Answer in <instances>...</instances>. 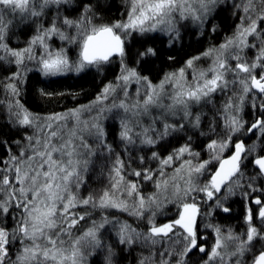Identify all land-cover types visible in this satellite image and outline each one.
<instances>
[{
    "label": "snow or ice",
    "instance_id": "snow-or-ice-1",
    "mask_svg": "<svg viewBox=\"0 0 264 264\" xmlns=\"http://www.w3.org/2000/svg\"><path fill=\"white\" fill-rule=\"evenodd\" d=\"M93 70L87 103L23 101ZM0 73V264H264V0H0Z\"/></svg>",
    "mask_w": 264,
    "mask_h": 264
},
{
    "label": "trees",
    "instance_id": "trees-1",
    "mask_svg": "<svg viewBox=\"0 0 264 264\" xmlns=\"http://www.w3.org/2000/svg\"><path fill=\"white\" fill-rule=\"evenodd\" d=\"M110 4V14H116V9L119 7L118 0H109ZM217 23L221 24L222 28L227 29L232 24V17L229 11H224L219 18H217ZM29 34L25 32L20 35L19 40L13 41V46L17 43H22L26 38V35ZM220 35H217L215 39H220ZM210 41L206 38H197L192 36L189 38H185L181 45H178L174 49H168L164 44H161L159 40L156 41L155 46L160 49V57L156 60L153 65L154 74L161 73L165 70L168 71L170 69L169 63L167 61L168 55H173L176 57V63L179 64L185 59L188 55L195 54L198 50L206 47ZM113 71H107L105 76L107 78H111L113 75ZM3 75V73H0ZM30 75V91L26 90L23 101L32 108L34 111L40 112H52V111H63L67 108H71L76 105L77 102L87 103L88 100L95 94L98 86L104 80V76L96 75L94 70L89 71L87 73L81 74L80 76L76 75H68L65 77H57L51 78L49 80H45L39 77L38 74L31 73ZM55 81V82H53ZM45 88L47 91H55V92H65L67 95L63 97H57L51 101H45L39 98L36 93V89ZM71 93H80L76 99H73ZM3 124V119L0 117V125ZM7 131V129H5ZM239 207V206H238ZM238 207L233 209V214L230 217H225L223 214L220 215V219L218 217L219 222L229 224L230 221L236 223L238 225L242 222V208L238 210ZM241 207V206H240ZM237 219V220H236ZM95 264H100V258L96 257ZM130 261V257L126 260L122 261V264H128Z\"/></svg>",
    "mask_w": 264,
    "mask_h": 264
},
{
    "label": "rangeland",
    "instance_id": "rangeland-1",
    "mask_svg": "<svg viewBox=\"0 0 264 264\" xmlns=\"http://www.w3.org/2000/svg\"><path fill=\"white\" fill-rule=\"evenodd\" d=\"M118 3H119V0H118ZM232 17V16H231ZM217 18H219V16L217 17ZM232 22H233V18H232ZM187 37H191V34H187V35H185L184 36V39L185 38H187ZM220 39H221V36L219 37ZM183 39V40H184ZM217 40H219V39H217ZM170 70V69H169ZM239 206V207H238ZM241 206V207H240ZM232 207H233V209L235 210V208L236 207H238V210L240 209V208H242V205H241V203H240V201L237 199V200H235V202L234 203H232ZM237 209V208H236ZM242 211H243V209H242ZM242 215V214H241ZM219 217V219H220V215L218 216ZM218 217H217V219H218ZM237 220V219H236ZM240 220H242V219H240ZM219 221V220H218ZM231 223H229V224H232V225H235L236 223H234L233 221H230ZM240 224V223H239ZM128 264H134V260H133V258L132 257H130V261L128 262Z\"/></svg>",
    "mask_w": 264,
    "mask_h": 264
},
{
    "label": "bare ground",
    "instance_id": "bare-ground-1",
    "mask_svg": "<svg viewBox=\"0 0 264 264\" xmlns=\"http://www.w3.org/2000/svg\"><path fill=\"white\" fill-rule=\"evenodd\" d=\"M165 71V70H164Z\"/></svg>",
    "mask_w": 264,
    "mask_h": 264
}]
</instances>
